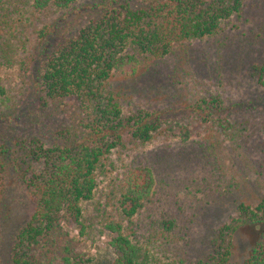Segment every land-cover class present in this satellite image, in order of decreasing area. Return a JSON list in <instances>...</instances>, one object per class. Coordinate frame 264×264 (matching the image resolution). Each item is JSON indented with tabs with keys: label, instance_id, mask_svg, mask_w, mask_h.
<instances>
[{
	"label": "trees",
	"instance_id": "1",
	"mask_svg": "<svg viewBox=\"0 0 264 264\" xmlns=\"http://www.w3.org/2000/svg\"><path fill=\"white\" fill-rule=\"evenodd\" d=\"M247 2L0 0V67H15L18 73L13 86L0 76V97L11 90L10 111L15 110L7 120L9 129L0 134V211L13 193L32 199L5 251L0 238V264H92L79 241L92 237L96 216H85L84 206L111 171V155L178 135L168 114L130 107L112 79L135 74L177 44L215 34ZM248 72L257 85L250 102L258 105L239 107L237 100L206 89L193 106L195 124L179 136L197 133L201 124L219 138L216 143H245L259 135L264 58ZM57 113L62 116L55 120ZM38 122L45 128H37ZM248 127L252 134H243ZM153 187L147 165L124 172L116 216L99 220L114 234L112 264H264V195L254 205L240 202L235 215L216 227L205 258L155 259L149 238L131 222ZM243 226L256 233L236 260L235 242Z\"/></svg>",
	"mask_w": 264,
	"mask_h": 264
},
{
	"label": "rangeland",
	"instance_id": "2",
	"mask_svg": "<svg viewBox=\"0 0 264 264\" xmlns=\"http://www.w3.org/2000/svg\"><path fill=\"white\" fill-rule=\"evenodd\" d=\"M263 58L264 0H248L215 34L177 44L162 58L142 64L135 74L112 79L130 107L168 114L178 135L111 155L107 164L111 171L100 183L95 199L84 206L85 216H96L92 237H80L79 241L92 264L113 263L110 239L114 234L99 220L116 216L114 207L124 172L137 164L151 168L154 187L151 198L131 222L138 233L149 238L153 257L162 261L205 258L216 227L235 215L240 202L254 205L264 195V128L245 143L224 139L216 143L219 138L205 131V124L198 125L197 133L187 138L179 136L180 130L195 124L193 106L206 89L225 94L230 102L237 100L239 107L258 105L250 102L257 85L248 69ZM0 76L8 86L18 81L15 67H0ZM10 104L8 90L0 97V134L9 129L7 120L11 122L14 116ZM57 115L55 120L62 116ZM35 125L40 130L46 126L40 122ZM250 130L248 127L242 133L252 134ZM9 197L12 199H7L0 211L3 251L32 208L29 196L13 193ZM255 233L251 226L239 229L234 259H242Z\"/></svg>",
	"mask_w": 264,
	"mask_h": 264
}]
</instances>
